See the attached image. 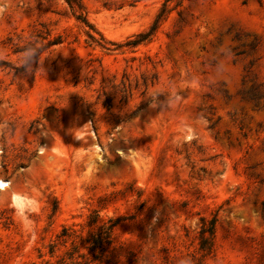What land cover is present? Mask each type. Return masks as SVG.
<instances>
[{"label":"rangeland","instance_id":"1","mask_svg":"<svg viewBox=\"0 0 264 264\" xmlns=\"http://www.w3.org/2000/svg\"><path fill=\"white\" fill-rule=\"evenodd\" d=\"M29 43L0 264H264V0H0V60Z\"/></svg>","mask_w":264,"mask_h":264},{"label":"trees","instance_id":"2","mask_svg":"<svg viewBox=\"0 0 264 264\" xmlns=\"http://www.w3.org/2000/svg\"><path fill=\"white\" fill-rule=\"evenodd\" d=\"M70 2V1H68ZM161 18V14H158L153 22V24L151 25L150 29L147 32H143V33H139L138 34V38H136L135 40L132 41V43H138L142 40H144L145 38H147L151 33H153V31L155 30V28L157 27L158 21ZM91 38H93V36L89 35ZM36 42V41H35ZM50 43L47 44H41V45H35L34 43H29L28 46L24 47L23 49H17L16 51L22 50L27 52L26 55V61L21 65V66H16V65H10L8 62L6 61H1L0 60V66L5 65L7 67H9L10 69H12L13 73L16 74L20 71H22L28 64H30V62L32 60H34V63L36 65L38 58H39V54L41 53V51ZM98 218V215L96 214V219ZM95 221V219H94ZM214 226V219H211L210 221V227H209V234L210 236L208 237L209 239H211V236L213 235V227ZM111 227V226H110ZM108 236H109V232H108ZM99 243V241L97 242V244ZM106 248L102 247L100 250L101 255L104 254Z\"/></svg>","mask_w":264,"mask_h":264},{"label":"bare ground","instance_id":"3","mask_svg":"<svg viewBox=\"0 0 264 264\" xmlns=\"http://www.w3.org/2000/svg\"><path fill=\"white\" fill-rule=\"evenodd\" d=\"M7 186V182L4 180H0V188H5Z\"/></svg>","mask_w":264,"mask_h":264}]
</instances>
